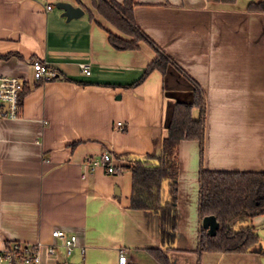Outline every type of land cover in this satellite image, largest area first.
<instances>
[{"label":"crops","instance_id":"1","mask_svg":"<svg viewBox=\"0 0 264 264\" xmlns=\"http://www.w3.org/2000/svg\"><path fill=\"white\" fill-rule=\"evenodd\" d=\"M123 4L124 0H116ZM139 0L143 32L203 89L204 151L197 141L179 147L178 231L173 250L163 247L159 217L131 209L133 175L86 167L89 157L159 155L177 103L193 101V84L176 68L153 72L135 85L156 58L146 43L119 51L109 32L122 35L83 0L95 19L70 22L59 2L0 0V75L25 82L21 114L0 116V248L40 246V264H264L263 247L246 254H198L200 172L264 173V14L252 2ZM51 6L53 9L47 11ZM48 62L57 78L35 80L33 61ZM91 65L87 77L81 65ZM1 108V107H0ZM198 113L195 112V117ZM86 176V178H85ZM257 232L264 215L253 219ZM78 237L71 256L55 255L53 232Z\"/></svg>","mask_w":264,"mask_h":264},{"label":"trees","instance_id":"2","mask_svg":"<svg viewBox=\"0 0 264 264\" xmlns=\"http://www.w3.org/2000/svg\"><path fill=\"white\" fill-rule=\"evenodd\" d=\"M224 4H235L237 0H212ZM84 8L90 19L93 12L83 0H76ZM139 0H91V7L107 23L122 35L109 32V42L119 51H138L140 44H148L156 53V58L148 65L140 79L145 81L153 72L164 76L171 67L176 68L193 84V101L177 103L166 137L156 152L143 157L123 155L117 160L130 162L123 166L133 175L131 209L147 211L159 217L160 237L163 247L173 250L178 231L179 196V147L184 141H197L204 151L206 135V101L202 87L181 69L164 51L156 45L139 27L135 19V8ZM248 11L264 14V0L252 2ZM20 105H22L23 95ZM195 112L198 113L195 117ZM200 218L215 216L220 223L216 236H211L201 226L198 254H246L260 244L256 228L251 224L254 218L264 215V173L260 172H200ZM263 253V252H261ZM160 264H171L160 250L152 251ZM13 264H22L18 261Z\"/></svg>","mask_w":264,"mask_h":264},{"label":"built area","instance_id":"3","mask_svg":"<svg viewBox=\"0 0 264 264\" xmlns=\"http://www.w3.org/2000/svg\"><path fill=\"white\" fill-rule=\"evenodd\" d=\"M53 7L49 6L47 11ZM35 80L42 83L50 82L57 78L56 71L51 65L37 59L33 61ZM83 73L91 76V65H81ZM25 90V82L18 77H8L0 75V116L8 119H17L21 114L20 99ZM86 167L94 170L103 168L109 175L122 172L124 168L117 165L115 158L109 153H103L100 159L89 157L86 160ZM86 178V176H85ZM53 238L57 241L48 247V254L55 255L58 249H64L69 257L78 246V237L65 230H56L53 232ZM22 264H40V246L22 243H10L4 248H0V264H13L14 262ZM117 264H130L126 250L120 249Z\"/></svg>","mask_w":264,"mask_h":264},{"label":"water","instance_id":"4","mask_svg":"<svg viewBox=\"0 0 264 264\" xmlns=\"http://www.w3.org/2000/svg\"><path fill=\"white\" fill-rule=\"evenodd\" d=\"M56 7L63 11V17L67 18L68 22L79 19L85 14V11L81 7H75L70 3L59 2ZM202 228L207 230L209 235L216 236L220 223L215 216H208L202 220Z\"/></svg>","mask_w":264,"mask_h":264},{"label":"rangeland","instance_id":"5","mask_svg":"<svg viewBox=\"0 0 264 264\" xmlns=\"http://www.w3.org/2000/svg\"><path fill=\"white\" fill-rule=\"evenodd\" d=\"M258 234H259V237H260L259 247H261V246L263 247V253H264V224L260 225V227L258 229ZM263 258H264V254H263ZM155 264H158V263L155 262Z\"/></svg>","mask_w":264,"mask_h":264}]
</instances>
